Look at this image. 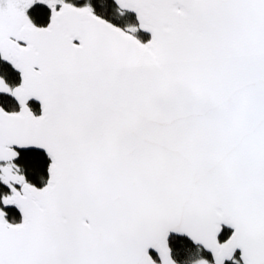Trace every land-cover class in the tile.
<instances>
[{
  "label": "snow or ice",
  "instance_id": "obj_1",
  "mask_svg": "<svg viewBox=\"0 0 264 264\" xmlns=\"http://www.w3.org/2000/svg\"><path fill=\"white\" fill-rule=\"evenodd\" d=\"M0 264H264V0H0Z\"/></svg>",
  "mask_w": 264,
  "mask_h": 264
},
{
  "label": "trees",
  "instance_id": "obj_2",
  "mask_svg": "<svg viewBox=\"0 0 264 264\" xmlns=\"http://www.w3.org/2000/svg\"><path fill=\"white\" fill-rule=\"evenodd\" d=\"M80 2H83V0H80ZM29 15L31 16H39L42 15L41 11H37L35 9H30L29 10ZM112 18L114 20H116V22L120 23L121 25H123L124 23H129L130 20L134 19L133 16L131 15H127V16H119L117 15V13L115 12V10L112 11ZM10 80V82H17L18 80V74L15 75H9L8 73H4ZM11 219V217H9Z\"/></svg>",
  "mask_w": 264,
  "mask_h": 264
}]
</instances>
